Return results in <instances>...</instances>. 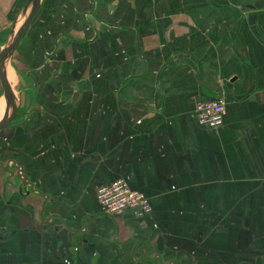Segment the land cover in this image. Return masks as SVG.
<instances>
[{
    "label": "crops",
    "instance_id": "crops-1",
    "mask_svg": "<svg viewBox=\"0 0 264 264\" xmlns=\"http://www.w3.org/2000/svg\"><path fill=\"white\" fill-rule=\"evenodd\" d=\"M8 78L0 264H264V0H41ZM118 178L148 213L103 212Z\"/></svg>",
    "mask_w": 264,
    "mask_h": 264
},
{
    "label": "built area",
    "instance_id": "built-area-1",
    "mask_svg": "<svg viewBox=\"0 0 264 264\" xmlns=\"http://www.w3.org/2000/svg\"><path fill=\"white\" fill-rule=\"evenodd\" d=\"M226 97L200 101L195 104L194 112L198 123L205 128L216 129L223 123ZM16 174L23 177L20 168L14 163ZM97 200L104 213L114 215L126 208L136 214H145L151 210L149 200L140 192L132 190L125 179L118 178L97 189Z\"/></svg>",
    "mask_w": 264,
    "mask_h": 264
},
{
    "label": "water",
    "instance_id": "water-1",
    "mask_svg": "<svg viewBox=\"0 0 264 264\" xmlns=\"http://www.w3.org/2000/svg\"><path fill=\"white\" fill-rule=\"evenodd\" d=\"M41 0H27L22 7L17 22V27H12L5 43L0 50V86L3 91L5 108L0 118V130L9 126L18 110L19 99L8 78V69L12 62L13 54L21 39L26 35L30 22L40 7Z\"/></svg>",
    "mask_w": 264,
    "mask_h": 264
},
{
    "label": "rangeland",
    "instance_id": "rangeland-1",
    "mask_svg": "<svg viewBox=\"0 0 264 264\" xmlns=\"http://www.w3.org/2000/svg\"><path fill=\"white\" fill-rule=\"evenodd\" d=\"M10 83L12 85V87L14 88L15 92H16V95L18 96V93H17V87H18V83H17V80L15 79L14 81L11 82L10 80Z\"/></svg>",
    "mask_w": 264,
    "mask_h": 264
},
{
    "label": "bare ground",
    "instance_id": "bare-ground-1",
    "mask_svg": "<svg viewBox=\"0 0 264 264\" xmlns=\"http://www.w3.org/2000/svg\"><path fill=\"white\" fill-rule=\"evenodd\" d=\"M4 100L2 101V103H1V106H2V108H4ZM0 117H2V115H0Z\"/></svg>",
    "mask_w": 264,
    "mask_h": 264
}]
</instances>
